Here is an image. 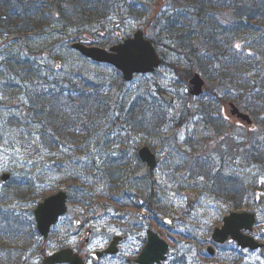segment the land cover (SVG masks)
<instances>
[{
  "label": "rangeland",
  "instance_id": "1",
  "mask_svg": "<svg viewBox=\"0 0 264 264\" xmlns=\"http://www.w3.org/2000/svg\"><path fill=\"white\" fill-rule=\"evenodd\" d=\"M113 1L117 3L114 11L92 23L73 18L70 25L67 20L56 18L44 26V31L31 32L25 38L0 31V61L21 54L42 66L43 75H47L48 67L57 74L83 72L86 77L100 81L105 95L110 97L111 112L98 121L100 135L90 136L89 150L80 151V145L75 144L51 149L42 139L40 133L45 127L38 120L28 118L26 126L14 125L18 122L13 121L19 112L16 106L25 101L28 104L29 100H22L23 93L18 98L5 96L11 91V81L20 85L22 82L11 76L7 68H0V132H3L0 134V176L5 172L12 175L10 182L0 186V228L9 221L6 223L9 228L5 225L0 234V264L7 262L9 255L5 250L18 249L17 241H22L19 248L25 254L11 264H39L45 254L59 248L60 242L84 248L82 237L89 227L93 234L84 254L105 247L116 234L127 237L122 254L106 259L103 264H127L126 260L137 256L145 246L149 229L170 244L164 264H264L261 250L243 251L233 242L223 246L212 242L213 231L222 226L223 218L238 210L257 213L254 235L264 242V210L260 204V200L264 203V97L258 96L264 95V90L260 94L255 92L254 98L246 90L224 89L212 79L216 72L209 61L200 63L199 55L193 58L190 51H183L180 48L184 46L183 40L171 37L163 26L165 15L176 12L173 0L162 6H157L155 0H127V4L124 0ZM132 4H138L140 11L147 7V14L139 12L137 17L129 14L128 5ZM138 29L146 31L165 63L154 74L138 75L132 82H126L114 67L91 63L71 48L75 39L90 36H94L97 45L110 47L133 36ZM235 46L247 49L241 43ZM252 53L256 54V50ZM243 55L253 65L249 76L264 78V70L256 65L260 57L252 55L248 60L245 51ZM199 64L204 71L199 70ZM191 68L207 81L201 97H193L188 92V80L183 75L185 69ZM43 82L46 83L45 80L35 85L28 83L30 90L48 85ZM159 89L175 97L174 106L158 97ZM139 96L153 103L160 117L155 127V120L152 125L139 128H134L132 121L126 122L128 116L122 108L126 110ZM229 102L238 103L252 116V127L222 117L221 111ZM144 145L154 150L159 165L154 172L140 177L144 166L137 155ZM107 155L110 157L106 158ZM111 157L117 159V176H122L119 180V177L113 179L116 180L113 185L112 178L109 181L106 177L111 171L107 164ZM89 167L98 173L101 170L102 178H96V172L90 173ZM226 179L241 184L236 198L221 194L219 182ZM254 189L256 198L252 194ZM61 190L70 195L69 212L54 227L50 241L43 242L38 236L33 211L46 197ZM185 190L199 195L192 207L187 202L190 196H183ZM141 202L146 205L141 207ZM87 211L95 219L81 234L74 235L79 229L73 221ZM162 217H173L176 226L170 229L159 223ZM209 246L216 248L214 258L206 255Z\"/></svg>",
  "mask_w": 264,
  "mask_h": 264
},
{
  "label": "trees",
  "instance_id": "2",
  "mask_svg": "<svg viewBox=\"0 0 264 264\" xmlns=\"http://www.w3.org/2000/svg\"><path fill=\"white\" fill-rule=\"evenodd\" d=\"M45 2L44 0H0V31L7 35L16 33L20 38H25L24 35L30 36L31 32L44 31V26L48 22V25L51 24L56 18L67 20L70 25L73 18H79L81 20L79 22L92 23L94 20L107 17L117 4L113 0H46ZM124 3L127 4V0H124ZM173 3V11L176 12L167 17L165 15L163 26L172 34L171 37L183 40L184 46L180 48L185 52L190 51L193 58L199 55L200 63L209 61L211 63L209 65L213 66L216 72L212 79L224 89L235 87L246 90L248 91L246 94L256 98L255 92L260 94L264 90V78L258 80L257 77L249 76L253 65L251 61L248 62L243 58V53L246 52L248 60L252 55L259 56V61L262 63L257 61L256 65L264 70V0H173ZM156 4L162 6L158 2ZM128 7L129 14L136 17L139 12L140 15L145 16L148 11L145 6L140 11V8H137L138 4ZM156 22H159V19ZM80 40L89 44L97 43L94 36ZM236 43H241L242 47L247 49L235 48ZM196 45L203 48H191L197 47ZM254 50L256 54L252 53ZM1 67L7 68L11 76L14 75L22 82L20 85L15 83L16 81H11L9 83L11 91L5 93V96L18 98L23 93L22 100H29L28 104L25 101L22 105L16 106L19 112L16 113V118L14 116L15 119L12 118L13 121H18L14 122L15 126H26L28 118L36 119L45 127L40 134L49 148L75 144L80 145L78 147L80 151L90 149L91 143L88 142L91 140L90 136L95 138L100 135L98 121L104 119L110 112V97L105 95L100 81L92 77L88 78L79 71L57 74L58 72L53 69L50 71L49 67L47 75H43L42 66H37L35 61L21 54L4 58L0 61ZM198 68L205 70L200 64ZM193 72V68L185 69L184 79L188 80ZM52 76L53 80H50ZM42 80L46 81L43 84L48 85L40 90H30V84L35 85ZM258 96L264 97L263 94ZM152 104L145 97L139 96L134 99L126 110L122 108V112L125 111L128 116L126 122L132 121L130 124L134 128H139L142 125L147 127L146 124L152 125L155 120L153 125L155 127L160 117L157 116ZM80 134H84L82 139H78ZM84 137L87 138L86 141ZM109 160L107 164L110 165L111 171L106 177L109 181L112 178L110 184L113 185L112 183L116 182L113 179L119 177L115 167L117 159L111 157ZM88 169L90 173L96 172L94 167ZM98 171L95 177L101 179L103 174L101 170ZM219 186L231 196L236 194L235 186L241 188L235 182L224 180L219 182ZM6 223L2 225L3 229ZM6 227L8 229L9 224ZM2 228L0 234L1 231L3 232ZM17 243L19 247L22 246V241ZM19 247L15 250H5L9 255L6 264L16 263L22 258L25 251Z\"/></svg>",
  "mask_w": 264,
  "mask_h": 264
},
{
  "label": "water",
  "instance_id": "3",
  "mask_svg": "<svg viewBox=\"0 0 264 264\" xmlns=\"http://www.w3.org/2000/svg\"><path fill=\"white\" fill-rule=\"evenodd\" d=\"M166 2L167 0H158ZM72 48L78 50L83 56L92 59L98 63L110 64L122 72L127 81H132L135 74H148L154 72L160 67L162 60L151 42L145 36L143 30H138L132 37L127 38L122 43L111 47L109 50L97 47L88 46L86 44L75 42ZM190 93L194 96H200L204 92L205 80L199 73H195L188 82ZM163 99L173 105L174 98L163 95ZM234 113H238L240 117L252 122L247 114L241 113L238 107L231 105ZM140 157L143 162H146L151 170L157 167L156 155L147 146L143 147L140 152ZM10 178L9 174H4L0 179V183L7 181ZM67 193L60 191L55 195L46 198L35 209V218L37 227L44 237H48L52 226L57 224L59 218L67 212ZM195 197L196 194H193ZM256 215L250 212H234L224 219V225L221 228H216L213 234V239L217 243H225L232 238L239 246L246 249L257 250L264 247L253 236L245 234L244 231H253L256 224ZM165 223L173 226V219L166 218ZM89 234V232H87ZM149 241L143 252L136 262L139 264H156L166 260V254L169 250V244L161 238L153 230H149ZM120 238L116 237L110 247L103 252L93 254L95 260H99L104 254H117V244ZM211 254L214 250L210 248ZM86 264L82 257L75 253L73 249L66 248L52 255L47 256L41 264ZM135 261H133V264Z\"/></svg>",
  "mask_w": 264,
  "mask_h": 264
},
{
  "label": "flooded vegetation",
  "instance_id": "4",
  "mask_svg": "<svg viewBox=\"0 0 264 264\" xmlns=\"http://www.w3.org/2000/svg\"><path fill=\"white\" fill-rule=\"evenodd\" d=\"M222 113H225L226 114V116H224L223 115V117H224V119L225 120H229V119H232V120H235V122L237 123V124H243V125H245L244 124V121L241 119V118H239L238 117V115H236V114H231L230 112L228 113L227 111H226V108H224L223 109V111H222ZM149 172H147V174H148ZM143 205V203H141V206ZM145 205V204H144ZM191 205V207H192V205H194V204H190ZM190 207V208H191ZM90 211H87V213L85 214V215H81V216H77L76 217V219L73 221V223L77 226V228L79 229L77 232H75V233H73L74 235H79V234H81L82 233V231L83 230H85V228H86V225H88V223L89 222H91L92 220H94L95 219V217L94 216H91L90 214ZM64 219V218H63ZM62 219V220H63ZM61 222V221H60ZM59 222V223H60ZM58 223V224H59ZM87 232H89V235H88V237H89V239H88V237L87 236H83L82 237V241H83V247L85 248L86 247V245L89 243V241H90V238H91V235L93 234V229L92 228H87L86 230H85V234L87 233ZM73 235V236H74ZM116 237H118V238H120L119 239V241H118V244H117V249H118V252H117V254L116 255H105V256H102V257H100V259L97 261V262H93V264H103V261L104 260H108V259H110V258H116V257H118V256H120L122 253V246H123V244L125 243V241H126V239H127V237L124 235H119V234H117V236L116 235H114V236H112L110 239H109V242H108V244L105 246V247H103V248H100V251H104V250H106L111 244H112V242L115 240V238ZM87 239H88V243H86V241H87ZM66 247H70V245H68V244H65V243H63V242H60V245H59V249H63V248H66ZM72 248H74L76 251H78V252H80L81 254H82V256L85 258V260H86V262L87 263H89V261H92V258H91V254H92V252H89V253H85L84 254V248H78L77 246H75V247H72ZM102 258H103V260H102ZM102 260V262H99V261H101ZM128 262H131V260H129Z\"/></svg>",
  "mask_w": 264,
  "mask_h": 264
},
{
  "label": "snow or ice",
  "instance_id": "5",
  "mask_svg": "<svg viewBox=\"0 0 264 264\" xmlns=\"http://www.w3.org/2000/svg\"><path fill=\"white\" fill-rule=\"evenodd\" d=\"M165 11H166V9H165ZM237 47H239V45H237Z\"/></svg>",
  "mask_w": 264,
  "mask_h": 264
}]
</instances>
